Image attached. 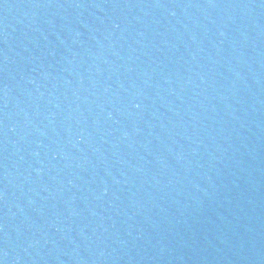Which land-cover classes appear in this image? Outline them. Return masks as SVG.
Returning a JSON list of instances; mask_svg holds the SVG:
<instances>
[{
  "label": "water",
  "instance_id": "1",
  "mask_svg": "<svg viewBox=\"0 0 264 264\" xmlns=\"http://www.w3.org/2000/svg\"><path fill=\"white\" fill-rule=\"evenodd\" d=\"M0 264H264V0H0Z\"/></svg>",
  "mask_w": 264,
  "mask_h": 264
}]
</instances>
